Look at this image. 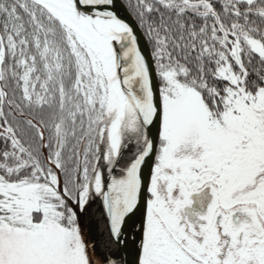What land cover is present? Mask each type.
Returning <instances> with one entry per match:
<instances>
[{
  "label": "snow or ice",
  "instance_id": "1",
  "mask_svg": "<svg viewBox=\"0 0 264 264\" xmlns=\"http://www.w3.org/2000/svg\"><path fill=\"white\" fill-rule=\"evenodd\" d=\"M93 201L134 264H264V0H0V264H128Z\"/></svg>",
  "mask_w": 264,
  "mask_h": 264
},
{
  "label": "bare ground",
  "instance_id": "2",
  "mask_svg": "<svg viewBox=\"0 0 264 264\" xmlns=\"http://www.w3.org/2000/svg\"><path fill=\"white\" fill-rule=\"evenodd\" d=\"M80 225L86 238L96 244V255L103 256L105 254V245L107 250L112 251V245L108 244L107 228L104 221L101 208L98 202L93 201L83 214L80 216Z\"/></svg>",
  "mask_w": 264,
  "mask_h": 264
},
{
  "label": "water",
  "instance_id": "3",
  "mask_svg": "<svg viewBox=\"0 0 264 264\" xmlns=\"http://www.w3.org/2000/svg\"><path fill=\"white\" fill-rule=\"evenodd\" d=\"M143 171H144L145 176L149 175V169L147 165L144 166ZM111 253L113 255L119 254L123 260L128 261V264H134L135 250L131 246H129V249L127 251L118 253V250L116 249L115 245H112Z\"/></svg>",
  "mask_w": 264,
  "mask_h": 264
}]
</instances>
